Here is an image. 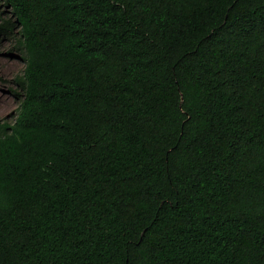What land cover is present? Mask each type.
<instances>
[{"label":"trees","instance_id":"16d2710c","mask_svg":"<svg viewBox=\"0 0 264 264\" xmlns=\"http://www.w3.org/2000/svg\"><path fill=\"white\" fill-rule=\"evenodd\" d=\"M4 1L0 264H264V0Z\"/></svg>","mask_w":264,"mask_h":264},{"label":"rangeland","instance_id":"374dc122","mask_svg":"<svg viewBox=\"0 0 264 264\" xmlns=\"http://www.w3.org/2000/svg\"><path fill=\"white\" fill-rule=\"evenodd\" d=\"M0 0V17L11 15L9 9ZM18 38L7 36L0 38V121L14 122L19 112L25 89L16 81L26 68L24 49Z\"/></svg>","mask_w":264,"mask_h":264}]
</instances>
